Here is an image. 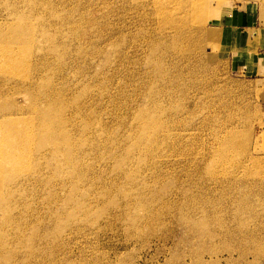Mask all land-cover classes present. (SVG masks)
I'll return each mask as SVG.
<instances>
[{"label": "rangeland", "instance_id": "1", "mask_svg": "<svg viewBox=\"0 0 264 264\" xmlns=\"http://www.w3.org/2000/svg\"><path fill=\"white\" fill-rule=\"evenodd\" d=\"M0 36V264H264V0H0Z\"/></svg>", "mask_w": 264, "mask_h": 264}, {"label": "bare ground", "instance_id": "2", "mask_svg": "<svg viewBox=\"0 0 264 264\" xmlns=\"http://www.w3.org/2000/svg\"><path fill=\"white\" fill-rule=\"evenodd\" d=\"M8 37H10V35H8ZM5 41H6V36L5 37H3V36H0V48H1V46L5 43ZM1 58L2 57H0V62H2V60H1ZM3 58L5 59V62L6 63H8L11 59H17L20 63H22L23 65H25V62H26V67L28 66V58H29V53L28 52H22V51H19V52H12V53H10V54H7V55H5V56H3ZM0 64H2V63H0ZM27 72V71H26ZM28 138V136L27 135H24V141L22 142V143H24V144H26V142H27V139ZM28 140H30V139H28ZM2 146H3V148H5V145L2 143ZM6 149V148H5ZM9 151H11V152H13V150L14 149H11V148H9L8 149ZM16 151V150H15ZM20 152H21V150H19L18 152H17V156L18 157H20ZM22 153V152H21Z\"/></svg>", "mask_w": 264, "mask_h": 264}, {"label": "crops", "instance_id": "3", "mask_svg": "<svg viewBox=\"0 0 264 264\" xmlns=\"http://www.w3.org/2000/svg\"><path fill=\"white\" fill-rule=\"evenodd\" d=\"M225 30H226L227 36L229 38H232L233 46H235L234 49L236 50V52L234 53L235 56L239 55L237 53H240V50L242 49L245 50L246 47H247L246 53L247 51H250V48H248V46L244 44V42L242 41V36L240 37L239 34L236 31L232 30L230 26H228V28L226 27ZM228 45L229 43L224 42L222 46L225 48Z\"/></svg>", "mask_w": 264, "mask_h": 264}]
</instances>
